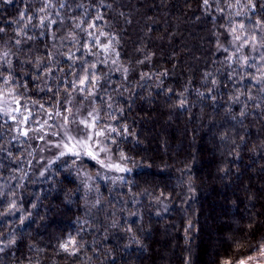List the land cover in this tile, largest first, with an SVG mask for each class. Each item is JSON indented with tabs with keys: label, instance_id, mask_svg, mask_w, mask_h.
Masks as SVG:
<instances>
[{
	"label": "trees",
	"instance_id": "trees-1",
	"mask_svg": "<svg viewBox=\"0 0 264 264\" xmlns=\"http://www.w3.org/2000/svg\"><path fill=\"white\" fill-rule=\"evenodd\" d=\"M0 87L19 103L0 120V264H239L264 246V0H0ZM81 103L120 179L44 158L33 128Z\"/></svg>",
	"mask_w": 264,
	"mask_h": 264
},
{
	"label": "rangeland",
	"instance_id": "rangeland-1",
	"mask_svg": "<svg viewBox=\"0 0 264 264\" xmlns=\"http://www.w3.org/2000/svg\"><path fill=\"white\" fill-rule=\"evenodd\" d=\"M18 107L15 94L7 88L0 87V120L14 118L19 111ZM33 129H39L43 133L40 137L45 141L42 151L48 161L57 160L63 155H71L75 159L86 158L98 169L96 175H91L93 177L91 180L102 183L109 179H120L126 172L112 159L103 144L104 134L97 128L95 111L89 105L70 104L64 113L53 120L37 123ZM249 257L244 260L246 264H264V246Z\"/></svg>",
	"mask_w": 264,
	"mask_h": 264
},
{
	"label": "snow or ice",
	"instance_id": "snow-or-ice-1",
	"mask_svg": "<svg viewBox=\"0 0 264 264\" xmlns=\"http://www.w3.org/2000/svg\"><path fill=\"white\" fill-rule=\"evenodd\" d=\"M120 170H123V169H120ZM249 259H251V257H249ZM224 264H231V262L230 261H225ZM239 264H246V261L241 260V261H239Z\"/></svg>",
	"mask_w": 264,
	"mask_h": 264
}]
</instances>
